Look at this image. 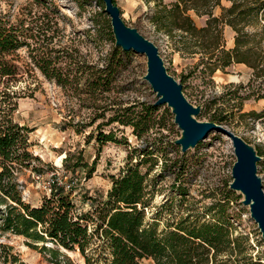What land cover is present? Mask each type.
Returning <instances> with one entry per match:
<instances>
[{
	"label": "rangeland",
	"instance_id": "374dc122",
	"mask_svg": "<svg viewBox=\"0 0 264 264\" xmlns=\"http://www.w3.org/2000/svg\"><path fill=\"white\" fill-rule=\"evenodd\" d=\"M175 1L115 0V4L126 25L158 47L168 73L183 85V92L190 103L202 109L195 116L198 121L210 122L214 109L224 108L226 113L223 115L228 122L223 126L240 136L261 157L257 168L264 189V98H260L264 91L254 92L257 90L253 80L254 71L246 64H235L226 73L219 70L211 75L202 61L203 57L193 53L188 41L182 38L183 33L178 30L168 33L166 27L156 22L162 5L169 6ZM222 6L228 8L231 2L222 0ZM222 13L221 8L215 10L217 17ZM46 14L53 19L51 31L57 30L52 44L56 48L71 46L80 51L86 62L99 64L100 67L116 48L111 18L105 11L103 1L100 6L97 0H0V17L3 20L12 25L29 27L37 36L38 28L48 21ZM190 14L197 26H205V17H198L194 12ZM260 19L258 24L249 28V32L264 31L259 24ZM51 31L48 35L52 34ZM235 36L230 26L224 27V45L227 49L234 47ZM24 40L30 46L20 45ZM257 41L264 48V38ZM19 42L18 49L11 57L19 67L20 74L16 81L0 87V120L4 114L1 110L15 108L11 113L12 118L14 122L29 128V151L40 159L18 173L26 203L41 205L43 199L50 196L52 181L57 180L65 186L66 191H73L72 198L78 214L92 211L89 198L98 201L106 198L112 187V176H118L125 168L129 153L134 148H144L146 141L163 134L168 157L178 163L170 167L171 162L168 161L166 167L165 157L157 154L154 156L156 159H148L151 161L142 166L143 172H150V183L155 185V198L147 213L149 220L157 221L159 230L163 231L180 222L187 214L200 217L201 222L226 217L233 236L247 238V250L238 256L241 263L248 264V258L264 263L262 233L251 218L250 208L243 204L245 197L230 188L232 169L237 159L229 137L212 132L195 148L183 153L181 147L175 144L183 133L175 124L172 109L164 105L156 113L163 129L157 126L143 139H138L131 127L103 125L105 134L119 130L117 138L120 143L100 145L97 142V126L107 124L113 114L110 111L111 103L116 96L120 98L118 101H122V108L157 100V94L144 79L147 74L145 55L126 52L123 55L125 66L120 69L114 84L118 93H112L110 100L93 101L85 90L83 94L76 95L69 87L64 89L48 79L36 67L33 56L38 54L36 49L39 45H46L43 37H20ZM80 88H84V80ZM5 92L6 95L2 96ZM141 111L139 105L131 112ZM103 113L106 114L105 119L94 120L97 114ZM90 133L94 134L93 137H89ZM69 153H82L84 162L89 166L96 161L91 177L84 168L75 173L66 170L64 159ZM136 157L140 159L141 156ZM134 162L140 161L135 159ZM33 167L40 168L42 173H35ZM177 175L179 182L175 181ZM70 186L72 188L69 189ZM210 208L214 210L210 211ZM0 244L10 247L12 254L18 257L14 264H55L56 260L60 264H85L79 252H65L70 261L63 254L56 259L43 249L51 244H37L38 247L30 248L23 237L12 234L0 233ZM104 257L109 258V253L106 252ZM102 263L107 264V261L103 260ZM142 264L154 262L144 259Z\"/></svg>",
	"mask_w": 264,
	"mask_h": 264
},
{
	"label": "trees",
	"instance_id": "16d2710c",
	"mask_svg": "<svg viewBox=\"0 0 264 264\" xmlns=\"http://www.w3.org/2000/svg\"><path fill=\"white\" fill-rule=\"evenodd\" d=\"M228 1L231 6L226 8L222 6V0H176L169 6L162 5L156 22L166 27L168 33L173 30L183 33L182 38L188 41L193 53L203 57L202 61L211 75L219 70L226 73L235 64L248 65L254 71L253 80L257 89L254 92L261 93L264 91V48L257 39L264 38V31L251 33L249 28L258 24L261 18L262 23L259 24L264 29V0ZM97 2L102 6V0ZM217 8L223 11L220 17L215 16ZM49 11L55 14L53 10ZM190 12L205 17V26H197ZM45 17L48 21L36 32L46 44L36 49L38 54L33 56L36 67L48 79L64 89L69 87L76 95L83 94L85 90L93 101L110 100L111 94L116 92L114 84L120 69L125 66L123 55L127 51L116 45L101 67L89 64L80 51L71 46L56 48L52 45L57 30L51 31L53 19L49 18V14ZM225 26H230L236 33L235 45L231 49L224 45ZM50 31L52 34L48 35ZM38 36L32 33L31 28L9 24L0 17V87L16 81L20 74L11 57L19 47V38L34 39ZM20 45L30 46L25 40ZM83 80L84 88L81 89ZM5 95L6 92L2 96ZM260 98H264V94ZM117 99H120L119 96L112 100L110 111L113 114L107 124L97 126L96 140L100 145L120 143L117 138L119 130L105 134L103 125L131 127L138 139H143L157 126L163 129L156 114L161 106H156L154 102H138L122 108V101ZM139 105L141 112H131ZM14 109L1 110L4 114L0 120V233L23 237L30 248L38 247L37 244H51L43 249L56 259L63 254L70 261L67 253L79 252L85 264H103V260L107 264H142L144 259H152L154 264H242L238 256L247 250V238L233 236L226 217H222L224 221L201 222L200 217L187 214L180 222L163 231L159 230L157 221L149 220L147 213L153 205L155 185L150 183V172H143L142 166L151 161L148 159H156L154 156L157 154L165 157L166 167L168 161L171 162L170 167L178 163L168 157L163 134L146 141L144 148H134L129 153L125 168L118 176H112V187L106 198L99 201L89 198L92 211L78 214L72 198L73 191H66L57 180L52 181L50 196L45 197L41 205L26 203L18 173L40 159L29 151L31 131L14 122L11 114ZM225 113L224 108H215L209 121L227 124ZM105 116L104 113L97 114L94 120L105 119ZM93 135L90 133L89 137ZM135 159L140 162L135 163ZM64 164L66 170L72 173L84 168L91 177L96 161L89 166L84 162L82 153H69ZM33 170L42 173L40 168L33 167ZM175 181L179 182L178 175ZM212 210L214 208H210ZM106 252L109 258L104 257ZM17 260L10 247L0 244V264H14ZM247 263L264 264L251 258ZM55 264L60 262L56 260Z\"/></svg>",
	"mask_w": 264,
	"mask_h": 264
},
{
	"label": "water",
	"instance_id": "95a60500",
	"mask_svg": "<svg viewBox=\"0 0 264 264\" xmlns=\"http://www.w3.org/2000/svg\"><path fill=\"white\" fill-rule=\"evenodd\" d=\"M102 1L111 18L116 45L124 51H134L147 57V74L144 79L157 94L154 104L167 105L172 109L175 124L183 133V137L176 140L182 152L195 148L212 132L222 133L231 139L237 160L232 169L230 188L245 197L243 204L250 208L251 218L257 223L264 238V189L257 168L261 157L253 147L222 124L198 121L195 116L200 114L201 108L190 103L182 84L168 73L158 47L136 29L126 25L114 0Z\"/></svg>",
	"mask_w": 264,
	"mask_h": 264
},
{
	"label": "built area",
	"instance_id": "2783aa9c",
	"mask_svg": "<svg viewBox=\"0 0 264 264\" xmlns=\"http://www.w3.org/2000/svg\"><path fill=\"white\" fill-rule=\"evenodd\" d=\"M51 191V190H50Z\"/></svg>",
	"mask_w": 264,
	"mask_h": 264
}]
</instances>
